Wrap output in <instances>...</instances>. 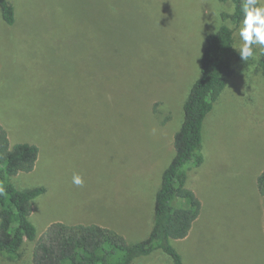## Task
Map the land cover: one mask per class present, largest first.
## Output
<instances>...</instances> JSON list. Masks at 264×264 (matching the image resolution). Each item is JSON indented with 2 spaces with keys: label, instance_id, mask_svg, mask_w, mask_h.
Returning a JSON list of instances; mask_svg holds the SVG:
<instances>
[{
  "label": "rangeland",
  "instance_id": "1",
  "mask_svg": "<svg viewBox=\"0 0 264 264\" xmlns=\"http://www.w3.org/2000/svg\"><path fill=\"white\" fill-rule=\"evenodd\" d=\"M0 10V123L11 145L39 148L12 183L46 188L31 216L37 239L55 223L99 225L144 241L174 155L184 104L201 76L209 34L234 7L219 0H9ZM235 30L240 45L239 25ZM237 59L205 122L203 166L188 171L202 211L173 241L184 264H264L262 52ZM74 174L83 186L72 183ZM36 242L0 264H33ZM133 264H174L156 251Z\"/></svg>",
  "mask_w": 264,
  "mask_h": 264
},
{
  "label": "trees",
  "instance_id": "2",
  "mask_svg": "<svg viewBox=\"0 0 264 264\" xmlns=\"http://www.w3.org/2000/svg\"><path fill=\"white\" fill-rule=\"evenodd\" d=\"M230 3L234 14H222L224 24L206 39L201 58V76L192 86L184 104V120L174 136L175 155L164 171L155 198L153 229L142 242L128 244L112 229L99 225L51 224L37 239V228L31 220L34 202L46 193V188L20 190L12 178L32 172L39 158V148L29 143L11 145L6 129L0 123V252L15 262L21 257L26 241L36 242L33 264H133L137 259L156 251L169 255L174 264H184L173 241L184 240L190 234L202 211V202L188 186V171L205 163V122L227 88L233 75L234 62L241 60L235 30L243 19L242 0H219ZM3 21L16 22L15 7L9 0H0ZM264 78V53L259 62ZM264 197V171L257 179Z\"/></svg>",
  "mask_w": 264,
  "mask_h": 264
},
{
  "label": "clouds",
  "instance_id": "3",
  "mask_svg": "<svg viewBox=\"0 0 264 264\" xmlns=\"http://www.w3.org/2000/svg\"><path fill=\"white\" fill-rule=\"evenodd\" d=\"M241 11L243 19L238 27L240 45L238 53L244 62L256 57L255 48L259 47L264 53V0H242ZM234 14V9L228 12L231 16ZM229 30L233 28L231 22L227 24ZM72 183L76 186H83V178L74 174ZM2 192V190H0Z\"/></svg>",
  "mask_w": 264,
  "mask_h": 264
}]
</instances>
